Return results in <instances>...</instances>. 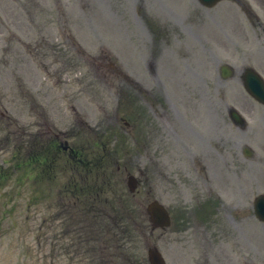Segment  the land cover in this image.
Returning <instances> with one entry per match:
<instances>
[{
    "label": "rangeland",
    "instance_id": "obj_1",
    "mask_svg": "<svg viewBox=\"0 0 264 264\" xmlns=\"http://www.w3.org/2000/svg\"><path fill=\"white\" fill-rule=\"evenodd\" d=\"M242 2L251 8L248 13L241 10L238 21L232 17L238 15L235 9L239 10L233 6L237 4L235 1H224L222 6L208 9L197 0H0V87L7 94L6 105L11 112L18 113L20 100L15 96V88L24 89L20 86L24 83L32 86L39 103L52 107L49 119L56 125L55 130L68 129L71 123L81 128L76 112L91 126L107 132L115 129L127 138L121 162L128 163L141 178L135 196L138 206L143 208L158 197L174 200L175 206L174 190L165 193L162 155L167 151L171 169L184 172L191 162L189 153L197 143L204 145L207 152L206 140L194 139L188 125L190 121L206 137L211 101L219 118L222 117L224 88L216 84V74L213 80V66L224 58L235 61L231 55L234 52L242 54L247 50L251 56L259 46H264V16L260 18L262 11L257 7L262 2ZM254 10L258 17L253 15ZM149 21L167 27L168 37L162 44H158ZM151 49L156 51L159 79H154L142 63ZM141 55L145 57L141 59ZM119 66L134 72L148 89L133 94L134 102L130 99L129 82L116 76ZM225 89L230 91L229 87ZM29 106L26 103L23 107ZM122 117L136 127H128L127 132ZM27 119L41 120L35 115H28ZM31 128L36 129L33 125ZM149 138L152 146L148 151ZM10 156L11 145L7 144L0 157ZM213 157L216 186L221 188L224 183L220 178H224L229 199L238 202L241 184L249 207L252 197L264 191V156L245 161L239 155L214 153ZM12 186L13 182L3 188L7 199L12 195L8 194ZM27 195L12 197L8 226L14 228L3 238L5 249L0 244V264H5L2 260L6 250L12 253L18 247L21 235L22 242L33 246L35 251L27 250V256L18 255L13 262L19 263L21 259L26 261L22 264H48L39 258L33 234L28 235ZM256 225L260 233L257 241L251 223H246L242 231L247 241H251L246 242L247 247L251 243V255L256 246L264 264V225Z\"/></svg>",
    "mask_w": 264,
    "mask_h": 264
}]
</instances>
